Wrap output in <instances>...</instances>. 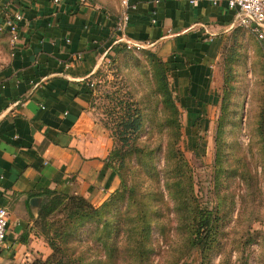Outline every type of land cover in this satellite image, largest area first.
<instances>
[{"label": "crops", "instance_id": "0c3cea01", "mask_svg": "<svg viewBox=\"0 0 264 264\" xmlns=\"http://www.w3.org/2000/svg\"><path fill=\"white\" fill-rule=\"evenodd\" d=\"M128 3L133 7L125 38L148 42L147 49L166 62L188 122L203 113L214 127L225 67L237 68L239 77L245 74V84L232 97H242L243 108L223 138L233 155L256 160L253 180L248 175L240 179L245 173L236 176L246 194L251 193L246 185L253 183L252 206L260 210L261 186L255 185L256 177H264V103L257 90L261 86L263 91L264 76L260 43L236 24L233 10L211 0H198L197 6L189 0ZM18 5L24 16L19 48L11 51L8 33L0 32L8 49L0 44V206L8 214L0 264L49 255L51 249L33 226L43 190L81 194L99 206L119 185L106 162L113 139L95 112L88 82L101 65L126 51L117 43L122 1L63 0L54 5L51 0H20ZM249 102L254 106L251 118L245 116Z\"/></svg>", "mask_w": 264, "mask_h": 264}, {"label": "rangeland", "instance_id": "374dc122", "mask_svg": "<svg viewBox=\"0 0 264 264\" xmlns=\"http://www.w3.org/2000/svg\"><path fill=\"white\" fill-rule=\"evenodd\" d=\"M0 44L7 49L4 39H0ZM145 52L153 53L164 63L175 110L162 102L153 61L146 57ZM145 52L123 51L101 65L91 78L95 84V112L107 125L110 134L111 128L118 123L117 117L123 114H108L116 101L126 103L132 109L137 108L141 118L138 133L126 135L129 143L121 148L125 164L120 170L127 186L134 187L136 193H148L149 203H154V194L163 195L158 196L159 202L155 204L161 217L152 231L155 254L151 264H264V177L255 179L256 187L258 184L261 186L259 195L263 201L259 210L252 206L255 201L253 183L246 185V190H251L250 194L244 191L245 185L239 184L245 175L254 179L256 160L252 155L249 160L245 154L236 152L233 155L232 146L223 138L224 131L234 123L235 114L241 113L243 108L242 97L239 101H232V97L238 85L245 84V74L239 77L237 68L235 71L234 66L225 67L228 85L220 88L219 115L218 119L217 114L214 115V127L210 128L207 114H197L193 121H187L185 106L179 101L166 62L152 50ZM260 81L263 91L261 86L257 90L262 105L264 76ZM240 91V95H245V88ZM251 105L249 102L245 113L248 118L254 112ZM115 110L118 111L119 106H115ZM262 112L264 118V109ZM112 137L113 146L119 145L117 138ZM238 173L239 176L245 174L239 179ZM167 177L190 184L193 214L197 212L199 217V209L204 208L211 211L213 217L214 214L217 216V228L207 248H197L189 243L187 229L182 227L181 221L183 206L179 202L174 205L167 199L164 188ZM239 200L240 205L236 207Z\"/></svg>", "mask_w": 264, "mask_h": 264}, {"label": "trees", "instance_id": "16d2710c", "mask_svg": "<svg viewBox=\"0 0 264 264\" xmlns=\"http://www.w3.org/2000/svg\"><path fill=\"white\" fill-rule=\"evenodd\" d=\"M145 54L153 61L162 102L175 110L164 63L151 52ZM226 82L225 78L224 86L228 85ZM88 85L93 105L95 84L89 81ZM224 91L227 93L226 89ZM115 106H119L118 111ZM111 109L108 112L110 116L116 112L123 113L117 117L118 123L111 128L110 134L120 144L112 145L106 160L119 178L118 187L99 206L93 205L81 194L43 190L40 194L43 200L33 226L51 251L45 258L35 257L23 264H151L152 255L155 254L152 231L161 217L160 209L155 204L159 202L158 196L163 195L154 194V203H149L148 193H136L134 187L126 185L120 170L125 164L121 148L129 143L126 138L128 133L131 136L138 133L141 118L137 108L132 109L126 103L116 101ZM103 125L107 128L105 123ZM260 127H264V118H261ZM164 183L167 199L173 201L174 205L179 202L183 206L181 221L182 227L187 229L189 243L197 248H207L217 228V216L214 214L213 217L212 212L204 208L199 209V217L197 212L193 214L190 206L192 199L189 196L191 186L188 182L167 177Z\"/></svg>", "mask_w": 264, "mask_h": 264}, {"label": "built area", "instance_id": "2783aa9c", "mask_svg": "<svg viewBox=\"0 0 264 264\" xmlns=\"http://www.w3.org/2000/svg\"><path fill=\"white\" fill-rule=\"evenodd\" d=\"M20 0H7L0 4V32H7L9 35V48L15 51L19 48L20 23L24 20L23 12L18 5ZM23 1V0H22ZM63 0H51L52 4L58 5ZM83 1L84 0H80ZM123 10L117 21L116 29L121 32L120 41L124 50L128 52H139L147 49L149 43L132 42L125 38L124 30L129 19L128 0H121ZM192 6H197L198 0H189ZM214 5L224 4L228 9L235 12V22L237 25L251 32L260 43L264 55V0H211ZM11 5L15 6L11 12L7 11ZM8 214L6 208L0 206V247L4 246L7 238Z\"/></svg>", "mask_w": 264, "mask_h": 264}]
</instances>
